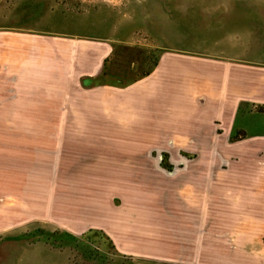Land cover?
<instances>
[{
    "label": "crops",
    "instance_id": "1",
    "mask_svg": "<svg viewBox=\"0 0 264 264\" xmlns=\"http://www.w3.org/2000/svg\"><path fill=\"white\" fill-rule=\"evenodd\" d=\"M169 9L151 25L158 45L183 49L162 51L127 84L99 80L107 37L0 30L4 100L13 104L6 109L40 115L10 125L64 128L43 142L56 152L48 213L67 230L100 228L122 255L155 264H264V117L250 108L264 103V67L186 48L216 41V23L199 34L186 24L173 29ZM211 143H219L212 170L157 166L151 156L158 149L157 163L166 151L176 159L177 147L207 158ZM12 152L23 159L22 149ZM114 187L119 204L109 198Z\"/></svg>",
    "mask_w": 264,
    "mask_h": 264
},
{
    "label": "rangeland",
    "instance_id": "2",
    "mask_svg": "<svg viewBox=\"0 0 264 264\" xmlns=\"http://www.w3.org/2000/svg\"><path fill=\"white\" fill-rule=\"evenodd\" d=\"M165 7L172 8L167 16L173 29L186 24L199 34L206 31L207 24L216 23V41L203 39L204 46L186 48L216 49L219 55L264 67V0H0V30L32 27L107 37L111 50L99 80L127 84L149 72L162 51L183 49L158 45L160 32L151 23ZM175 7H187L189 15L175 14ZM210 10V15L204 14ZM133 13H138L139 18ZM189 32L186 34L191 35ZM4 67L5 63L0 62V264H155L122 255L100 228L71 232L52 220L54 216L49 215L47 207L53 202L55 143L43 140L62 134L64 128L10 125L11 119L20 121L40 115L6 109L13 104L4 100L8 91ZM249 106L244 105L243 110ZM250 108L262 111L264 117V103ZM216 145L219 143L206 144L203 150L210 155L207 158L196 159L191 152L177 147L176 159L166 151L162 163H157L162 155L158 149H153L151 156L157 166L179 163L212 170L216 168ZM14 146L23 150L22 160L12 152ZM176 177L180 180L183 176ZM109 193L114 203L121 202L115 187ZM21 202L23 206L17 205Z\"/></svg>",
    "mask_w": 264,
    "mask_h": 264
},
{
    "label": "trees",
    "instance_id": "3",
    "mask_svg": "<svg viewBox=\"0 0 264 264\" xmlns=\"http://www.w3.org/2000/svg\"><path fill=\"white\" fill-rule=\"evenodd\" d=\"M146 73H148V72H146ZM146 73H145V74H146ZM164 155H166V154H164ZM164 155H163V156H164ZM167 166L170 167L171 165H167Z\"/></svg>",
    "mask_w": 264,
    "mask_h": 264
},
{
    "label": "water",
    "instance_id": "4",
    "mask_svg": "<svg viewBox=\"0 0 264 264\" xmlns=\"http://www.w3.org/2000/svg\"><path fill=\"white\" fill-rule=\"evenodd\" d=\"M88 80H89V78H85V81H87V82H88Z\"/></svg>",
    "mask_w": 264,
    "mask_h": 264
}]
</instances>
